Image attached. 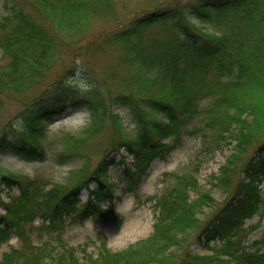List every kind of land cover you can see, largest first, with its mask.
I'll return each instance as SVG.
<instances>
[{"label": "trees", "instance_id": "1", "mask_svg": "<svg viewBox=\"0 0 264 264\" xmlns=\"http://www.w3.org/2000/svg\"><path fill=\"white\" fill-rule=\"evenodd\" d=\"M134 1L143 11L129 9ZM0 49V96L32 94L17 125L0 132V154L31 162L84 160L66 182L51 185L0 167V245L13 234L21 244L0 264H264V240L244 247L229 239L206 255L187 245L193 237L207 246L231 238L264 208V159H250L264 149V0H3ZM111 50L120 66L109 84L87 55ZM77 106L89 110L90 123L55 139L49 153L42 143L47 122ZM114 106L127 112L129 123ZM202 115L201 125L193 124ZM109 127L112 144L97 145L99 161L89 166L92 143ZM196 134L214 149L228 138L237 142L212 183L226 194L222 202L201 190L194 174H178L155 198L153 232L126 249L113 251L101 237L97 253H79L55 237L68 217L84 221L107 212L100 203L111 194L106 175L116 162L110 151L133 155L125 174L126 190L133 191L155 159ZM95 181L94 198L80 205L82 191ZM3 186L17 190L8 202ZM36 219L42 221L38 243L32 239Z\"/></svg>", "mask_w": 264, "mask_h": 264}, {"label": "rangeland", "instance_id": "2", "mask_svg": "<svg viewBox=\"0 0 264 264\" xmlns=\"http://www.w3.org/2000/svg\"><path fill=\"white\" fill-rule=\"evenodd\" d=\"M22 2L27 10L35 12L29 3ZM137 3L138 1L130 3L129 9L143 11L142 4L138 5ZM2 8L3 0H0V9ZM198 25L212 33H215L218 29L216 23H198ZM2 57L3 54L0 50L1 64L3 63ZM87 59L89 60V65L93 66L97 74L109 84L113 81L115 73H119L120 65L115 51L111 50L106 55L97 57L90 54L87 55ZM30 97H32L31 93L20 94L14 92H5L0 96V132L11 123L17 125L18 115ZM208 106V102L201 104L203 112ZM113 109L120 115V120L122 119L123 123H129L130 120L126 111L116 106ZM201 119H203V115L195 118L193 124H198L199 122L201 125ZM49 123V137L43 142V145L48 148L50 146H58L55 140L56 137L80 131L89 123V112L86 109L75 108L74 111L69 110L62 116L53 117ZM129 133L132 134V132ZM110 144H112V138L109 127L92 143L89 166L94 167L99 161L102 148L97 145L107 149ZM236 144L237 142L234 139L228 138L218 146L219 148L215 147L214 149L204 143L201 135L189 136L165 158L155 159L147 174L137 181L133 191L126 190L127 181L125 177L126 168L133 164V156L129 155L126 149H122L120 152L113 151L111 153L110 151L112 158L115 159L117 164L111 167L106 175L111 194L106 200L101 201V206L107 212H103L100 216L92 217L84 222L68 219L64 234L56 232L55 237L62 235L60 241L66 246L78 248L77 251L79 253H82L83 249L89 253H97L101 237L106 238L108 247L113 251L126 249L139 240L148 237L153 232L157 215L155 198L160 196L164 189L175 181V176L178 174H194L198 179L200 189L211 192L213 199L222 202L226 194L215 188L212 183L220 168L228 164L229 157L234 155ZM251 153V160L264 159V149L254 154L253 152ZM83 164L84 160L80 159L79 161L69 159L61 164L56 163L51 158L45 161L27 162L14 154H2L0 156V165L8 171L40 177L49 182L48 184L64 181L66 177H69V171L79 169ZM242 177H245V174ZM97 188L98 182L93 183L91 190ZM260 189L264 197V181L260 184ZM8 192V189H4L2 192L5 202L9 200ZM14 192L12 191V194ZM81 198L82 203H85L90 198L89 191H84ZM209 210L207 209L206 213ZM3 214L4 210L0 204V216ZM193 239L194 237L187 244L189 245V251L201 255L211 254L214 248L222 246L229 239L239 241L244 247L252 245L257 240L262 241L264 240V208L257 215L246 220L239 232L231 238H216L209 246H207L206 242ZM52 243L54 248H58V245H60L56 240H53ZM18 245L19 242L15 236L8 243L2 245L0 247V262L5 252Z\"/></svg>", "mask_w": 264, "mask_h": 264}]
</instances>
